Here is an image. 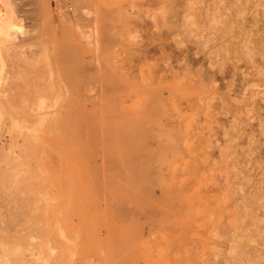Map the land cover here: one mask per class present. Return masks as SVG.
I'll return each mask as SVG.
<instances>
[{
  "label": "rangeland",
  "instance_id": "rangeland-1",
  "mask_svg": "<svg viewBox=\"0 0 264 264\" xmlns=\"http://www.w3.org/2000/svg\"><path fill=\"white\" fill-rule=\"evenodd\" d=\"M263 227L264 0H0V264H264Z\"/></svg>",
  "mask_w": 264,
  "mask_h": 264
},
{
  "label": "bare ground",
  "instance_id": "bare-ground-1",
  "mask_svg": "<svg viewBox=\"0 0 264 264\" xmlns=\"http://www.w3.org/2000/svg\"><path fill=\"white\" fill-rule=\"evenodd\" d=\"M166 13H167V12H166ZM164 14H165V13H164ZM206 18H207V17H206ZM212 18H213V17H212ZM160 21H161V20H160ZM158 23H159V22H158ZM228 24H229V23H228ZM197 28H198V26H197ZM197 28H196V29H197ZM187 30H188V29H187ZM220 33H221V32H220ZM232 38H233V37H232ZM225 40H226V39H225ZM220 41H221V40H220ZM226 41H227V40H226ZM223 51H224V50H223ZM158 78H159V77H158ZM188 80H190V79H188ZM160 82H161V81H160ZM162 82H163V81H162ZM182 82H183V81H182ZM257 92H258V91H257ZM60 93H62V92H60ZM82 94H83V93H82ZM61 95H62V94H61ZM99 95H100V94H99ZM73 96H74V94H73ZM73 96H72V97H73ZM62 97H63V96H62ZM86 97H87V96H86ZM86 97H85V98H86ZM88 97H89V96H88ZM88 97H87V98H88ZM73 98H74V97H73ZM87 98H86V99H87ZM101 98H103V97H101ZM104 98H105V97H104ZM117 98H118V97H117ZM105 99H106V98H105ZM105 99H104V101H105ZM161 99H162V98H161ZM71 100H72V99H71ZM73 100H75V99H73ZM83 100H84V99H83ZM88 100H89V99H88ZM109 100H110V99H109ZM112 100H113V99H112ZM115 100H116V99H115ZM247 101H248V100H247ZM73 102H74V101H73ZM79 103H80V102H79ZM110 103H111V102H110ZM133 103H134V102H133ZM61 104H62V103H61ZM75 104H76V103H75ZM104 104H105V103H104ZM97 105H98V104H97ZM59 106H60V105H59ZM166 107H167V106H166ZM28 108H29V107H28ZM117 109H118V108H117ZM170 109H171V108H170ZM51 110H52V108H51ZM54 110H55V109H54ZM115 110H116V108H115ZM120 110H121V109H120ZM148 110H149V109H148ZM116 111H117V110H116ZM118 111H119V110H118ZM160 111H161V110H160ZM66 112H67V111H66ZM83 112H84V111H83ZM123 112H124V111H123ZM123 112H121V113H123ZM148 112H149V111H148ZM155 112L158 113L157 111H155ZM90 113H91V112H90ZM102 113H103V112H102ZM109 113H110V112H109ZM153 113H154V112H153ZM153 113H152V114H153ZM148 114H149V113H148ZM154 114H155V113H154ZM158 114H159V113H158ZM169 114H170V113H169ZM96 115H97V113H96ZM206 115H207V114H206ZM104 116H105V115H104ZM154 116H155V115H154ZM204 116H205V115H204ZM70 117H71V116H70ZM88 117H89V116H88ZM160 117H162V116H160ZM208 117H209V116H208ZM158 118H159V117H158ZM170 118H171V117H170ZM168 119H169V118H168ZM51 120H52V119H51ZM58 120H59V118H58ZM70 120H71V119H70ZM41 121H42V120H41ZM59 121H61V120H59ZM119 121H121V120H118V122H119ZM67 122H68V121H67ZM71 122H72V120H71ZM115 122H116V121H115ZM164 122H165V121H164ZM181 122H182V121H181ZM50 123H51V122H50ZM52 124H53V123H52ZM63 125H64V124H63ZM65 126H66V125H65ZM70 126H71V125H68V127H66V128H69ZM74 126H75V125H74ZM74 126H72V127H74ZM52 127H53V125H52ZM52 127H51V128H52ZM106 127H107V126H106ZM234 127H235V126H234ZM234 127H233V128H234ZM62 128H63V127H62ZM172 128H173V127H172ZM172 128H171V129H172ZM59 129H60V128H59ZM174 129H175V128H174ZM51 130H52V129H51ZM64 130H65V129H64ZM64 130H63V131H64ZM73 130H74V129H73ZM104 130H105V129H104ZM175 130H177V129H175ZM60 131H61V129H60ZM63 131H62V132H63ZM75 132H76V131H75ZM107 132H108V131H107ZM118 132H120V131H118ZM64 133H65V131H64ZM67 133H68V132H67ZM70 133H71V132H70ZM98 133H99V132H98ZM98 133H97V134H98ZM114 133H115V132H114ZM52 134H53V133H52ZM104 134H105V133H104ZM173 134H174V133H173ZM60 135H61V134H60ZM66 135H67V134H66ZM75 135H76V134H75ZM78 135H79V134H78ZM98 135H99V134H98ZM113 135H114V134H113ZM164 135H165V134H164ZM168 135H169V134H168ZM107 136H108V134H107ZM120 136H121V135H120ZM130 136H131V135H130ZM130 136L128 137V139L132 138V141H131V139H130L129 141L133 143V139H134V137H130ZM69 137H71V136H67V138H69ZM172 137H175V135H173ZM176 137H177V136H176ZM73 138H74V137L72 136V139H73ZM78 138H79V137H77V139H78ZM97 138H98V137H97ZM105 138H106V137H105ZM105 138H102V139H105ZM119 138H120V137H119ZM122 138H124V137L122 136ZM122 138H121V140H123ZM177 138H178V137H177ZM177 138H176V139H177ZM62 139H63V138H62ZM72 139H71V140H72ZM106 139H107V138H106ZM114 139H116V138H113V141H115ZM128 139L125 138L124 140H127V141H128ZM121 140H119V141L122 142ZM67 141H68V140H67ZM106 141L108 142V140H106ZM106 141L104 142L105 144H106ZM111 141H112V140H111ZM135 141H136V140H135ZM69 142H70V141H69ZM75 142L77 143V140H76V139H75ZM75 142H74V144H75ZM91 142H92V141H91ZM116 142H117V141H116ZM117 143H118V142H117ZM122 143H124V142H122ZM176 143H177V141H176ZM81 144H82V143H81ZM120 144H121V143H120ZM90 145H91V144H90ZM81 147H83V146H81ZM114 147H115V146H114ZM165 147H166V146H165ZM75 148H76V147H75ZM61 149H62V148H61ZM66 149H69V148H66ZM76 150H77V149H76ZM79 150H80V149H79ZM96 150H97V149H95V151H96ZM82 151H84V150H82ZM98 151H99V150H98ZM194 151H195V149H194ZM84 152H87V151H84ZM99 152H100V151H99ZM130 152H131V151H130ZM192 152H193V151H192ZM190 153H191V152H190ZM19 154H20V153H19ZM96 154H97V153H96ZM130 154H131V153H130ZM130 154H129V155H130ZM44 155H45V154H44ZM99 155H100V157H101V154H99ZM90 156H91V154H90ZM112 156H113V155H112ZM112 156H111V158H112ZM133 156H134V155H133ZM142 156H143V155H142ZM18 157H19V156H18ZM91 157H92V156H91ZM93 157H94V156H93ZM115 157H116V156H115ZM115 157H114V158H115ZM205 157H206V156H205ZM98 158H99V157H98ZM105 158H106V157H105ZM116 158L118 159L119 157L117 156ZM145 158H146V157H145ZM83 159H85V158H83ZM91 159H92V158H90V160H91ZM109 159H110V158H109ZM120 159H121V158H120ZM143 159H144V158H143ZM192 159H193V158H192ZM110 160H111V159H110ZM121 160H122V159H121ZM121 160H119V161H121ZM134 160H135V158H134ZM225 160H226V159H225ZM65 161H66V160H65ZM84 161H85V160H84ZM113 161H114V160H113ZM128 161H129V160H128ZM132 161H133V159H132ZM12 162H13V161H12ZM103 162H104V161H103ZM106 162H107V160H106ZM109 162H111V161H109ZM114 162H116V161H114ZM145 162H146V161H145ZM192 162H193V161H192ZM131 163H132V162H131ZM136 163H137V162H136ZM136 163H134V164H136ZM146 163H148V162H146ZM65 164H66V163H65ZM95 164H96V163H95ZM99 164H100V163H99ZM117 164H118V163H117ZM120 164H121V163H120ZM142 164H143V163H142ZM190 164H191V163H190ZM190 164H189V167L191 166ZM192 164H193V163H192ZM105 165H106V164H105ZM112 165H113V163H112ZM121 165H122V164H121ZM98 166H99V165H98ZM100 166H101V165H100ZM110 166H111V165H109V167H110ZM118 166H119V165H118ZM118 166H116V167L113 166V167H114V169H115V168H117ZM131 166H132V165H131ZM104 167H105V166H104ZM123 167H124V166L122 165V168H123ZM133 167H134V166H133ZM133 167H132V168H133ZM189 167H188V168H189ZM196 167H197V166H196ZM27 168H28V167H27ZM38 168H39V167H38ZM88 168H89V167H88ZM94 168H95V167H94ZM120 168H121V167H120ZM120 168H118V171H119ZM111 169H112V168H111ZM134 169H135V168H134ZM134 169H133V171H134ZM145 169H146V168H145ZM97 170H99V169H97ZM121 170H122V169H121ZM121 170H120V171H121ZM176 170H177V169H176ZM178 170H179V169H178ZM90 171H91V170H90ZM123 171H124V170H123ZM125 171H126V170H125ZM125 171H124V172H125ZM127 171H128V170H127ZM129 171H130V170H129ZM133 171H132V172H133ZM202 171H203V170H202ZM211 171H212V170H211ZM124 172H123V175H124ZM134 172H135V171H134ZM173 172H174V171H173ZM203 172H204V171H203ZM121 173H122V171H121ZM142 174H144L143 171H142ZM175 174H176V172H175ZM88 175H89V174H88ZM129 175H130V174H129ZM150 175H151V174H150ZM168 175H169V174H168ZM133 176H134V175H133ZM204 176H205V175H204ZM152 177H153V176H152ZM152 177H150V178H152ZM198 177H199V176H198ZM202 177H203V176H202ZM132 178H134V177H132ZM168 178H169V177H168ZM89 179H90V178H89ZM142 179H143V177H142ZM147 179H148V178H147ZM125 180L128 181L126 178H125ZM144 180H145V179H144ZM182 180H183V179H182ZM186 181H187V180H186ZM82 182H83V181H82ZM128 182H129V181H128ZM141 182H142V181H141ZM141 182H139V183H141ZM70 183H71V182H70ZM111 183H112V181H111ZM131 183H132V182H131ZM147 183H148V182H147ZM73 184H74V183H73ZM112 184H113V183H112ZM71 185H72V183H71ZM71 185H70V186H71ZM149 185H150V184H149ZM70 186H69V187H70ZM72 186L74 187V185H72ZM52 187H53V186H52ZM142 188H143V186H142ZM6 189H7V188H6ZM201 189H202V188H201ZM20 190H21V189H20ZM9 191H10V190H9ZM21 191H22V190H21ZM202 192H203V191H202ZM2 193H3V192H2ZM2 193H1V194H2ZM6 194H7V193H6ZM72 197H73V196H72ZM145 199H146V198H145ZM117 200H118V199H117ZM117 200H116V202H117ZM147 200H148V199H147ZM120 201H122V200H120ZM124 201H125V200H124ZM130 201H131V200H130ZM137 201H138V200H137ZM139 201H140V200H139ZM17 202H18V201H17ZM134 202H135V200H134ZM142 202H143V201H142ZM146 202L148 203V201H146ZM261 202H262V201H261ZM86 203H87V200H86ZM121 203H122V202H121ZM125 203H126V202H125ZM132 203H133V201H132ZM148 204H149V203H148ZM221 204H222V203H221ZM73 205H74V204H73ZM135 205H136V204H135ZM143 205H145V204H143ZM248 206H249V205H248ZM137 207H138V206H137ZM249 207H250V206H249ZM5 208H6V207H5ZM26 208H27V207H26ZM18 209H19V208H18ZM20 210H21V209H20ZM203 211H204V210H203ZM3 212H4V211H3ZM246 212H248V211H246ZM19 213H20V212H19ZM31 213H32V212H31ZM261 222H262V221H261ZM248 226H249V225H248ZM251 226H252V224H251ZM258 227H259V226H258ZM39 229H40V228H39ZM257 229H258V228H257ZM263 229H264V227H263ZM259 230H260V228H259ZM40 231H41V230H40ZM258 235H259V234H258ZM256 237H257V236H256ZM24 238H25V237H24ZM35 238H36V237H35ZM261 240H262V239H261ZM250 241H251V239H250ZM252 243H253V242H252ZM246 248H247V247H246ZM253 248H254V246H253ZM247 250H248V249H247ZM258 250H259V249H258ZM252 251H253V250H252ZM253 253H254V252H253ZM21 262H22V261L20 260V263H21ZM8 263H9V260H8ZM4 264H5V263H4ZM22 264H23V263H22Z\"/></svg>",
  "mask_w": 264,
  "mask_h": 264
}]
</instances>
